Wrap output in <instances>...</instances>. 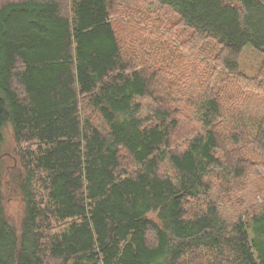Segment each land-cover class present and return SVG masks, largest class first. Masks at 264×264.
<instances>
[{"label": "trees", "instance_id": "16d2710c", "mask_svg": "<svg viewBox=\"0 0 264 264\" xmlns=\"http://www.w3.org/2000/svg\"><path fill=\"white\" fill-rule=\"evenodd\" d=\"M238 84L264 98V0H0V264H264Z\"/></svg>", "mask_w": 264, "mask_h": 264}, {"label": "rangeland", "instance_id": "374dc122", "mask_svg": "<svg viewBox=\"0 0 264 264\" xmlns=\"http://www.w3.org/2000/svg\"><path fill=\"white\" fill-rule=\"evenodd\" d=\"M135 4L132 5L133 7L131 6L132 7L131 9L137 11L136 7H140V6L139 3H135ZM147 4L148 2H145L143 5L146 6ZM262 59H263V54L261 52L254 49L250 45H246L242 50L238 59L239 70L244 75L252 77L255 75L256 70ZM234 77H236V75H234ZM254 91L257 90L255 89ZM233 95L236 97V106L238 108V111H240V114L242 116H246L247 118L250 117L252 119L249 122L254 121L253 116L260 115L262 107H264V98L258 97L256 93L255 94L251 92L247 93L246 89L239 84L236 85V87L234 88ZM238 111L236 110V112ZM231 113H233V111ZM4 134H5V139L2 147V152H3L2 157L4 160V166L7 168V172H8L10 171L9 169H11V165H16V167H18L19 160L15 151V143L11 136L10 130L7 129ZM244 148H245L244 150L246 151L248 150L247 144ZM249 184H253L254 188L260 185L264 186V179L256 178L253 179V181L250 182ZM5 196H6L7 213L9 214L10 217L14 219L18 218L21 212V204H20L19 196L14 190L8 188V186L5 189ZM65 224L66 223L55 227L54 231L60 230Z\"/></svg>", "mask_w": 264, "mask_h": 264}]
</instances>
